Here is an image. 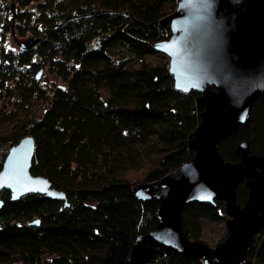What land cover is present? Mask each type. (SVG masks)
<instances>
[{"label": "trees", "instance_id": "1", "mask_svg": "<svg viewBox=\"0 0 264 264\" xmlns=\"http://www.w3.org/2000/svg\"><path fill=\"white\" fill-rule=\"evenodd\" d=\"M178 1L44 0L38 12L18 13L20 32L41 36L28 47L2 51L0 98L17 79L46 103L20 116L22 136L19 128H0V168L10 146L32 134L31 170L47 175L66 197L38 191L13 197L10 188L0 189V264H127L137 237L157 225L159 199L139 197L135 186L190 159L188 140L202 120L200 92L174 87L169 56L155 45L170 34L159 19ZM150 53L158 58L146 59ZM44 63L64 80L50 92L40 83ZM245 140L252 153L264 154V93L249 119L217 145L226 160L237 161ZM248 196L242 179L237 200ZM36 217L40 221L32 222ZM226 217L223 199L193 200L183 207V229L198 240L204 219ZM156 249L141 264H208L199 253ZM226 264H264V224L245 254Z\"/></svg>", "mask_w": 264, "mask_h": 264}, {"label": "water", "instance_id": "2", "mask_svg": "<svg viewBox=\"0 0 264 264\" xmlns=\"http://www.w3.org/2000/svg\"><path fill=\"white\" fill-rule=\"evenodd\" d=\"M166 22L172 33L155 45L169 56L174 87L200 92L196 104L203 106L202 122L188 140L194 149L190 159L160 178L141 181L135 186L139 197L159 199V222L137 237L127 264L136 252L138 259L132 264H141L154 246L165 253L171 250L199 253L208 264H214L207 254L197 250L201 242L184 231L182 210L190 201L212 202L215 198L223 199L231 214L228 247L244 248L240 256L220 263L226 264L245 254L253 234L264 224V154L252 153L245 140L237 146L240 159L230 161L223 157L217 145L221 138L249 119L255 98L264 93V0H179L174 11L159 19V23ZM36 40L20 44L28 47ZM208 112H211L212 129L218 127L220 116L224 129L207 139L202 132ZM35 146L32 134L24 135L10 146L0 168V189L10 188L13 197L28 191L66 197V191L52 185L47 175L31 170ZM246 159L262 162L245 163ZM242 179L247 180L249 196L241 204L236 187ZM205 196L208 198H202ZM2 203L0 198V206ZM31 221L38 223L40 218Z\"/></svg>", "mask_w": 264, "mask_h": 264}, {"label": "rangeland", "instance_id": "3", "mask_svg": "<svg viewBox=\"0 0 264 264\" xmlns=\"http://www.w3.org/2000/svg\"><path fill=\"white\" fill-rule=\"evenodd\" d=\"M41 1L44 0H31L27 4L21 5L16 0H0V8L2 9L5 16L4 21H0V59L3 56V50H20L22 48L20 44L21 41L30 42V40L35 39L36 36H41L35 30H28L26 33L22 34L19 28L15 26V23L19 20L17 15L21 10L30 7L33 11L38 12L39 7H41ZM8 21L11 22L10 25ZM8 25L9 28H7ZM168 27H170V25ZM169 33H172L171 28ZM170 34L168 36H170ZM157 58L158 54L156 53H150L146 56V59L150 61L156 60ZM43 66L44 71L40 77V83L44 87L48 88L47 92H50L52 87L50 85L61 84L64 82V80H62V78L56 72L51 71L47 63H44ZM36 91L37 90L28 84H21L17 79L10 80L8 82L4 94L0 98V128L5 127L8 129V127H10L11 132L19 128V135L22 136L24 131L21 132L22 128H20L21 125L18 120L20 116L22 114L26 115L33 112H39V110L42 109L46 103V98L41 94L37 95ZM133 174L136 175L137 172H134ZM230 217L231 214L227 212V217L225 220H203L202 233L198 239L201 243L197 244L196 248L197 250L203 251L205 254H207L208 259L210 261H214L217 264L240 256L244 251L242 245L234 250H231V248L228 247V240L226 239L230 236L228 228V219ZM154 247L155 248L150 249V253H148L149 255L147 254L148 256L156 252V248L158 247ZM138 253L139 252H136L132 256L131 262L128 264H132L138 259Z\"/></svg>", "mask_w": 264, "mask_h": 264}, {"label": "bare ground", "instance_id": "4", "mask_svg": "<svg viewBox=\"0 0 264 264\" xmlns=\"http://www.w3.org/2000/svg\"><path fill=\"white\" fill-rule=\"evenodd\" d=\"M211 113V112H210ZM210 113L208 112L207 114H206V119H205V121H206V125H205V127H203V132H202V135H203V137L204 136H206L207 137V139L209 138L208 136H210V138H214L215 136H216V134L217 133H219V132H221V130H223L224 129V126L222 125V121H223V118H222V116H220L219 118H218V127L214 130V129H212V124L209 122L210 120H209V116H210ZM217 118V117H216ZM201 122H202V120H201ZM201 130H202V128H201ZM201 130H200V132H201ZM200 132H199V134H200ZM247 162H250L251 164H255V163H257V162H262V161H260V160H258V159H254V160H248V159H246L245 160V163H247ZM262 164H264V163H262ZM263 182H264V179H263Z\"/></svg>", "mask_w": 264, "mask_h": 264}, {"label": "snow or ice", "instance_id": "5", "mask_svg": "<svg viewBox=\"0 0 264 264\" xmlns=\"http://www.w3.org/2000/svg\"><path fill=\"white\" fill-rule=\"evenodd\" d=\"M202 198H208L207 196H205V197H202Z\"/></svg>", "mask_w": 264, "mask_h": 264}]
</instances>
